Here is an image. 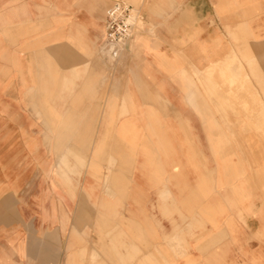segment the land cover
Instances as JSON below:
<instances>
[{"label":"crops","instance_id":"crops-1","mask_svg":"<svg viewBox=\"0 0 264 264\" xmlns=\"http://www.w3.org/2000/svg\"><path fill=\"white\" fill-rule=\"evenodd\" d=\"M115 1L0 0V264H264V0Z\"/></svg>","mask_w":264,"mask_h":264},{"label":"built area","instance_id":"built-area-1","mask_svg":"<svg viewBox=\"0 0 264 264\" xmlns=\"http://www.w3.org/2000/svg\"><path fill=\"white\" fill-rule=\"evenodd\" d=\"M134 19V9L118 0L107 11L105 46L111 53H115V49H120L126 44L134 26Z\"/></svg>","mask_w":264,"mask_h":264},{"label":"rangeland","instance_id":"rangeland-1","mask_svg":"<svg viewBox=\"0 0 264 264\" xmlns=\"http://www.w3.org/2000/svg\"><path fill=\"white\" fill-rule=\"evenodd\" d=\"M129 1V3H131L132 5H134V13H135V19H134V26L131 32L130 37L127 39L126 44L123 47H120V49H115V53H111V50L107 49L108 51V63H110L111 65H117L120 63H124V59L125 57V53L127 52L128 46L132 45V48H137L138 44V40L140 39V37L144 34V32H146L147 29H152V26H148V24H146L143 20H142V14L145 8V5L147 4V0H136V1H132V0H127ZM129 44V45H128ZM125 57V58H124ZM215 74V72H214ZM210 78V77H209ZM214 78V77H213ZM205 82V79L203 80V83ZM200 83V82H199ZM229 83V82H228ZM216 86H218V82L216 83ZM228 86H230V84H228ZM238 98H236V100L238 101ZM241 106V105H239ZM252 118H256V114L255 113H251L249 115ZM264 126H258V129L261 130L262 127Z\"/></svg>","mask_w":264,"mask_h":264},{"label":"bare ground","instance_id":"bare-ground-1","mask_svg":"<svg viewBox=\"0 0 264 264\" xmlns=\"http://www.w3.org/2000/svg\"><path fill=\"white\" fill-rule=\"evenodd\" d=\"M234 53V52H233ZM231 56V55H230ZM232 57H234V56H232ZM231 57V58H232ZM234 59H235V57H234ZM225 62V61H224ZM228 62H229V60H228ZM235 62V61H234ZM236 63V62H235ZM215 68V67H214ZM214 68H213V66L211 67V68H209V69H207L206 71L204 70L203 72H197V70L194 72L195 73V76H196V80L198 81V83L201 85V84H203V80L205 79V81H213L214 80V72H215V70H214ZM192 71H194V70H192ZM210 77V78H209ZM214 77V78H213ZM216 85V84H215Z\"/></svg>","mask_w":264,"mask_h":264}]
</instances>
